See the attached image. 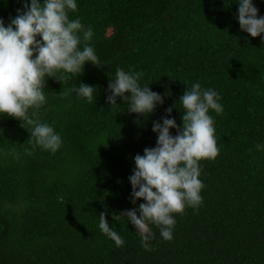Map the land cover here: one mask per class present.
<instances>
[{
  "label": "trees",
  "instance_id": "obj_1",
  "mask_svg": "<svg viewBox=\"0 0 264 264\" xmlns=\"http://www.w3.org/2000/svg\"><path fill=\"white\" fill-rule=\"evenodd\" d=\"M75 2L69 19L92 29L87 43L100 63L45 77L46 103L32 117L54 129L61 147L42 149L32 126L0 114V264H264V34L241 31L239 0ZM252 2L264 17V0ZM24 3L31 0H0L5 26ZM117 68L141 73L139 85L164 103L148 116L128 112L119 97L109 105ZM197 82L220 97L223 111L209 110L219 155L200 161L202 205L174 214L170 241L149 224L146 250L119 216L145 203H131L134 157L156 146L154 122L182 127L179 102ZM81 83L96 89L93 103L71 91ZM101 213L123 246L100 231Z\"/></svg>",
  "mask_w": 264,
  "mask_h": 264
},
{
  "label": "clouds",
  "instance_id": "obj_2",
  "mask_svg": "<svg viewBox=\"0 0 264 264\" xmlns=\"http://www.w3.org/2000/svg\"><path fill=\"white\" fill-rule=\"evenodd\" d=\"M76 10L75 0H44L43 4L31 0L30 5L24 3V10H17L7 26L0 19V114L32 126L31 136L36 145L52 153L61 147V137L49 125L32 118L46 103L42 91L46 87L45 77L55 78L61 71L79 76L86 63H100L87 43L93 36L92 29L85 30L79 19H69V11ZM238 22L241 31L252 38L264 34V17H258L252 0H239ZM79 33H83V50L78 48ZM140 76L141 73H126L117 68L115 79L109 80L107 103L118 106L119 97L123 102L130 101L128 112L152 114L164 98L149 86L141 87ZM95 90L82 83L71 89L88 103H93ZM219 99L215 90H202L199 82L194 83L179 102L183 109L182 127L173 118L163 117L162 123L154 122L156 146L145 148L143 155L134 157L135 169L129 177L131 203H145L119 216L126 217L135 227L146 250H150L148 242L153 236L149 224L158 227L162 238L170 241L176 224L174 214L183 215L186 207L198 209L202 205L200 193L204 185L199 179V164L202 160L214 161L219 155L214 122L209 115V110L217 114L223 111ZM29 109L34 110L31 117ZM166 112L170 116L172 108ZM171 129L178 134L173 136ZM260 147L258 144L257 148ZM99 229L117 247L123 246L124 240L109 226L106 213L99 215Z\"/></svg>",
  "mask_w": 264,
  "mask_h": 264
}]
</instances>
